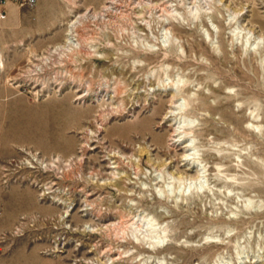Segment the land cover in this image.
Instances as JSON below:
<instances>
[{
	"label": "rangeland",
	"instance_id": "rangeland-1",
	"mask_svg": "<svg viewBox=\"0 0 264 264\" xmlns=\"http://www.w3.org/2000/svg\"><path fill=\"white\" fill-rule=\"evenodd\" d=\"M58 4L0 33L7 263L264 264V0Z\"/></svg>",
	"mask_w": 264,
	"mask_h": 264
},
{
	"label": "crops",
	"instance_id": "crops-1",
	"mask_svg": "<svg viewBox=\"0 0 264 264\" xmlns=\"http://www.w3.org/2000/svg\"><path fill=\"white\" fill-rule=\"evenodd\" d=\"M61 1L63 2V0H36V3L32 6H21L12 0L7 1L4 5L6 15L0 18V33L9 34V41H17V38L22 34H25L24 39H27L31 34L38 33L40 35L49 33V30L43 27L53 24L51 14L59 11L58 3ZM55 15L54 19L57 20L58 15ZM56 20L54 24H57ZM8 248L0 244V264H8L6 261L8 252L11 254L17 253V255L23 256L24 259L26 256L31 255V253L34 254V250L25 245H19L11 249ZM9 264L27 263L26 260L23 261V259L21 260L18 257L12 259Z\"/></svg>",
	"mask_w": 264,
	"mask_h": 264
},
{
	"label": "built area",
	"instance_id": "built-area-1",
	"mask_svg": "<svg viewBox=\"0 0 264 264\" xmlns=\"http://www.w3.org/2000/svg\"><path fill=\"white\" fill-rule=\"evenodd\" d=\"M9 0H0V18L5 17L6 11L4 9L5 3ZM21 6H32L36 3V0H12Z\"/></svg>",
	"mask_w": 264,
	"mask_h": 264
}]
</instances>
